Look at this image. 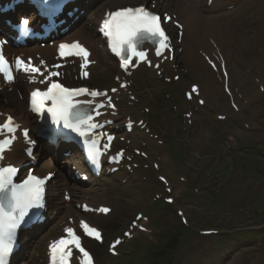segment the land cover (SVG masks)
Segmentation results:
<instances>
[{
  "label": "rangeland",
  "instance_id": "rangeland-1",
  "mask_svg": "<svg viewBox=\"0 0 264 264\" xmlns=\"http://www.w3.org/2000/svg\"><path fill=\"white\" fill-rule=\"evenodd\" d=\"M123 1L132 3V0H109L86 12L85 30L94 33L101 10L126 3ZM192 1L194 8L202 5L197 9L202 19L192 32L197 30L194 36L203 34V23L208 16H213L216 20L213 28L224 39L219 41L212 35L220 48L225 46L227 50L230 60L224 57L233 74L230 89L238 112L229 107L228 97L220 87L219 74L212 72L192 49V34L184 37L180 46L182 52L177 51L172 62L163 64V72L169 79L180 76L177 85L163 80L160 70L157 74L152 69L135 72L133 86L126 89L131 98L120 100L119 111L120 115L123 111L128 113L130 120L142 121L130 132L129 152L134 154L137 149L147 158L137 155L134 162L129 158L127 169L119 174L91 180L77 188L86 199L115 207V218L100 220L109 240L122 235L136 213L143 211L145 219L140 222L146 231L135 230L119 247L118 257L110 256L106 246L93 247L99 264H264V176L261 167H248L249 162L242 157L244 151L239 150L243 146L249 148L250 161L258 163L259 154L264 153V0H215L212 6L206 4L207 0ZM181 2L186 0H166L162 5L177 9L176 4ZM234 3L235 8H230ZM259 17V25L254 24L252 21ZM213 38L210 40L214 41ZM186 43H191L189 51ZM95 68L94 85L114 84L117 69L113 63H102ZM201 79L206 84H200L201 97L205 99L203 106L184 98L189 84L200 83ZM244 122L255 126L256 131L246 129ZM229 138L233 140L230 143ZM214 148L218 151L211 154ZM239 158L243 161H237ZM154 163L160 166L159 171L153 168ZM236 163H242L246 174L249 168L256 176L240 177L237 171L225 176V168ZM221 192L217 199L214 195L219 196ZM166 196L174 199L171 206L161 205L166 204ZM252 212L262 217L254 219ZM245 217L248 223L243 224ZM182 219H186L187 224ZM257 220L262 225L261 234L252 230L242 232L243 227L254 226ZM219 227L227 230L220 237L200 234L201 230ZM182 228L187 232L184 236ZM172 231L176 234H171ZM177 237L183 241L171 257L156 263L152 261L155 253L149 254V248L165 242V248L175 247ZM43 248L42 244L37 251Z\"/></svg>",
  "mask_w": 264,
  "mask_h": 264
},
{
  "label": "snow or ice",
  "instance_id": "snow-or-ice-1",
  "mask_svg": "<svg viewBox=\"0 0 264 264\" xmlns=\"http://www.w3.org/2000/svg\"><path fill=\"white\" fill-rule=\"evenodd\" d=\"M163 18L171 20V17L166 14ZM21 23L22 25H27L28 21L25 19ZM101 31L108 38L112 51L121 57V67L125 70L133 62V58L151 63V61L147 60L146 50L142 48L146 41L153 42L156 45L155 54L157 56L163 55L169 48V37L161 27V16L143 5L135 8L124 7L108 11L106 18L103 20ZM2 43L4 42L0 41V44ZM59 53L62 57L73 54L82 57V75L88 76V72L84 71V69L91 61L88 59L89 52L83 45L76 41L71 44L61 43L59 45ZM40 63L43 64L44 61H40ZM15 64L17 68H23L24 71L33 73L41 71L39 67L31 65L30 62L26 64L20 57L16 58ZM7 65L8 61L5 59L3 52H0V72L4 73L5 79L11 81L13 76ZM54 67L59 68L60 65H54ZM157 67L159 66L157 65ZM58 75V72H48L44 79L47 80L49 77ZM121 87H124V85L122 84ZM112 91L115 92L116 89H112ZM197 91V87L193 85L192 92L195 93ZM82 94L92 97L106 95V93L83 87L66 88L62 84L52 81L46 91L34 90L31 93L32 108L34 111H40L43 108L42 100H50L52 106L47 111L52 114L54 121L62 120L65 127L73 128L77 131H79L80 125H87L89 129H92L97 127V125L90 123L92 117L88 115L82 118L77 116L76 122L73 123V113L81 103L79 100H75L74 97ZM88 103L91 102L88 101ZM200 103L204 102L200 101ZM108 105L114 107L110 99ZM16 127L13 117L10 115L7 116L3 123H0V132L6 130L8 133H13L11 136L0 139V153L8 149L13 140H15ZM23 134L27 138L28 130L25 129ZM83 134L81 132V135ZM108 140L111 141L112 137L109 136ZM104 147L107 148L108 144H105ZM120 155L122 153H118L117 157L114 158H118ZM16 171L17 169L11 165L0 168V264H7L8 257L14 249L16 230L25 222L26 218H29L30 210L44 207V183L45 180L49 179L48 176L41 179L29 172L20 183L14 184L12 177L16 174ZM97 211L107 213L109 209L99 208ZM80 227L87 236L93 237L97 241H102V235L96 227L90 226L85 221L80 222ZM64 232L66 233L65 236L49 245L51 264H69L73 249L78 250L81 255V264H93L91 254L82 246L81 237L77 235L76 231L72 227H66ZM125 235H130V233H125ZM119 243V239L113 241L110 250L114 251Z\"/></svg>",
  "mask_w": 264,
  "mask_h": 264
},
{
  "label": "bare ground",
  "instance_id": "bare-ground-1",
  "mask_svg": "<svg viewBox=\"0 0 264 264\" xmlns=\"http://www.w3.org/2000/svg\"><path fill=\"white\" fill-rule=\"evenodd\" d=\"M184 5V9L183 10H181V15L182 16H185V15H187L188 13H190V12H192V11H189V10H191L192 8L191 7H189V6H187V5H185V4H183ZM193 10V9H192ZM213 17V16H212ZM212 17H210V16H208L206 19H207V21L205 22V24L207 25L208 24V26L207 27H210V28H212V24L216 21L214 18H212ZM252 20V19H251ZM215 24V23H214ZM206 27V28H207ZM190 30V28H187L186 29V31L187 30ZM82 31H83V29L82 28H80V30H76L74 33H72V34H70V37H75V36H79L80 34H82ZM81 36V35H80ZM70 39H73V38H70ZM44 52V51H43ZM15 113V116L17 117V118H19V119H26V117H25V114L23 113V111H21V112H18V113H16V112H14ZM19 144H17L16 145V147H15V149H14V151L10 154V159L11 160H14V161H16V162H19L20 161V159H22V157H21V155L19 154ZM58 157V156H57ZM56 157V158H57ZM56 158H53V160H55V162L57 163L58 162V160L56 159ZM53 164L54 163H49L48 165L51 167V166H53Z\"/></svg>",
  "mask_w": 264,
  "mask_h": 264
}]
</instances>
